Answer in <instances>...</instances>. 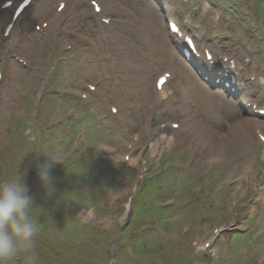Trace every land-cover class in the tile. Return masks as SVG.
<instances>
[{
	"label": "rangeland",
	"instance_id": "obj_1",
	"mask_svg": "<svg viewBox=\"0 0 264 264\" xmlns=\"http://www.w3.org/2000/svg\"><path fill=\"white\" fill-rule=\"evenodd\" d=\"M81 1L75 4L72 0L64 26L50 28L47 38L35 36L33 49L24 56L19 48L38 31L36 25L54 12L56 0H45L47 5L40 9L38 1L20 21L19 35L0 40L4 77L0 81V182L17 177L24 180L33 190L29 195L36 204L31 216L40 225L34 247L28 252L19 250L9 264H264V147L251 143L243 153L245 161L236 164L208 162L204 156L195 157L187 143L178 142L183 141L178 130L163 131L161 122H184L180 107L196 105L194 99H186L185 90L191 88L186 82L180 84V76L170 84L178 95L175 99L162 101L154 96L158 74L173 71L165 64L148 82L132 83L127 75L121 76L124 69L106 61L107 67L102 68L109 76L119 75L123 83H132L127 90L135 98L130 99L126 112L112 114L111 106L119 108V103H107L99 93L89 94L92 81L83 79L87 70L79 52L94 55L95 59L89 60L92 65L104 55L107 58L108 51L117 54L116 46L124 42L117 37L103 39L99 16L88 0ZM121 1L107 14L126 21L130 17L122 6L136 15L151 6L146 0H138L136 7ZM164 1L170 6L167 2L172 0ZM172 7L177 12L173 18L184 13L192 21H202L206 32L217 28L218 34L229 38L225 48L241 62L251 57L245 74L257 77L247 85L255 95L251 98L264 107V0H174ZM196 9L199 12L195 14ZM153 14L155 19L161 17ZM204 15L207 21L202 19ZM254 27L257 29L252 32ZM110 29L121 31L127 39L133 37L113 25ZM249 48L255 53H249ZM16 59L19 63L14 68ZM136 59L141 61V56ZM108 83L107 99L115 89L113 82ZM82 93L89 99L82 98ZM101 102L105 103L102 111ZM152 102L158 105L149 121ZM137 105L136 112L132 107ZM222 108L217 107L220 121L211 120L207 125L222 135L213 146H229L231 137L223 134L235 120L246 117L240 110L233 115L229 108ZM121 116L127 118L126 123ZM146 121L151 122L150 133ZM205 131L201 127L200 133ZM163 136H172L177 143L169 147L163 143L169 138ZM134 145L130 161L125 156L131 158L128 153ZM152 147L157 153L152 154ZM231 149L232 155L242 152L239 145ZM47 159L59 161L50 169V194L37 177L38 166ZM137 192L139 198L129 210L130 199ZM234 219L238 226L224 227ZM104 228H109V233ZM214 235L220 247L216 253L212 245L204 247Z\"/></svg>",
	"mask_w": 264,
	"mask_h": 264
},
{
	"label": "bare ground",
	"instance_id": "obj_2",
	"mask_svg": "<svg viewBox=\"0 0 264 264\" xmlns=\"http://www.w3.org/2000/svg\"><path fill=\"white\" fill-rule=\"evenodd\" d=\"M9 1L10 0H1V2H0V12H4L3 14H5L4 16H2V18L0 20V26L2 27V25L5 24L6 18H10V22H14V28L12 29L10 35L15 36L17 34V36H18V34L21 32V29H19L20 28V18L24 14H26V11L28 9H31L32 6L35 5L36 0L31 1L32 2L31 5L20 15V17L19 16L16 17L17 19L14 17V15H17V13L19 11L18 6L21 2H19V0H12L13 3L10 1V4H8ZM38 1H39V4H42L44 2V0H38ZM80 1L81 0H79V2ZM100 1L103 3V7H104L102 14L108 12V10H111L112 7L114 6V3H115V0L113 2H110L108 0H100ZM123 1L134 6V7H136V4H138L137 0H123ZM50 2H51V0H50ZM60 2L65 3V8H64V10H65L67 8V3L69 2V0H60ZM77 3H78V1H77ZM152 3H154V2H152ZM40 8L41 7L39 5L38 9H40ZM168 8L171 9L170 7H168ZM46 10H47V8H45L44 10L42 9V13L45 14ZM160 11L161 10H159V12ZM10 12H11V14H10ZM66 12L67 11H64L63 13H59L57 10L55 12H52L51 16L48 17V20H47L49 23V27L47 30H49L50 28H54V27H61L63 20H64L63 15H65ZM150 12H151L150 10H146L145 14L142 17L137 18V20L131 18L130 20L127 21V25L121 26V28L124 27L123 28L124 31H126L128 33H133L134 39L132 41L125 38V36H123L120 33V31L113 33L112 31H105V30L101 29V35L109 36V37H119L120 36L124 42V44L121 43L122 45H118L115 48L116 53H117V54H115L117 56L116 59L114 58L115 55L110 54L109 51H108L109 54L107 55V57L110 59H113V61H114V62L112 61L113 66H115V67L120 66L119 68H122L125 70L124 74L121 76L125 77L127 75L128 77H130L129 82L132 81V83H136L137 82L136 80L142 81V83H143V81L148 82V79L152 78V76L155 73H157L160 69H163L161 67L164 64H166V66L172 67L174 69V73H175L174 76L175 77L180 76V78H179L180 84L184 85L186 82L187 86L189 84L192 86V88H191L192 91L189 92L188 90H185L186 91V99H188V98L194 99V101L196 103V105L194 104L195 106H193V107L192 106L191 107L186 106V104L184 107H180L181 112L184 113V115L186 116V118L184 119V124L182 125V128L187 126L190 129L182 137L183 141L182 142L178 141V142L183 143V144L187 143L186 147L189 149L190 148L193 149L195 157L205 156V157H208L210 159H215L217 157L224 156L223 161H224V163L226 162L227 165H232L234 163L236 164L237 162L239 163L240 161H242V162L245 161L243 153L245 150H247L249 148L250 144L255 141V138H256L255 135H256V132L258 131V130H256V128L261 127L259 121L255 120V119H250L247 121H240L238 123V125H242V126L230 127L228 132H226V134H223L224 137L225 136L231 137V139H230L231 143L229 146H226V144L225 145H217V146L211 145V143L218 141V140H216L217 137L221 138L222 135L220 133L216 132V130L215 131L210 130L207 127V125H209V123H211V120L220 121V118L218 117V113L213 112V108L215 107V105L220 104L218 101L222 102L221 98H223V99L226 98L225 93L222 91H219V90L212 89V88L216 87V85L213 84L214 83L213 80L216 77V75H213L212 73H210V74L205 73V75H208V80H204V78L202 76H200L199 74L191 73L192 72L191 69L187 70L186 67L189 65L191 66V63H186L184 61V59H182L181 55L179 54V50H180L179 45H177V43L171 39L169 32L166 29V27H167L166 19H164L162 17L160 21H156L155 19H153V17L150 16ZM89 13H91V12H89ZM75 15H73V16H75ZM152 15H154V14L152 13ZM155 15H156V13H155ZM158 15H159V13H158ZM157 18H158V16H157ZM36 19H38V15H35L34 20H36ZM10 22L8 24H10ZM71 22L73 25L75 24L74 23L75 20L73 17H71ZM44 32H45V28H42V30L39 33L35 32L32 35H29L28 40L29 39L30 40L29 41L27 40L25 42L24 48L21 49V54H27L26 53L27 50H29V49L32 50L33 44H34V37L37 35H42ZM113 34H116L118 36H113ZM125 39H126V41H125ZM111 52H114V50ZM89 54L86 55L85 53L83 54V52H79V57H80V60L83 64V69L85 71L87 70L86 73L83 75V79H85V80L87 79L88 80L87 82L92 81V82H90V85H96V83H98L97 88H96L97 93H100L102 95H106L107 89L110 87L111 84L106 81L107 80L106 79L107 72L104 70V68H102V67H107V64L104 63L105 55H104V58L96 59V61L98 63H94V64L90 65L89 60H94L95 57H94V55L91 56ZM137 55L141 56V59L145 58L146 59L145 63L136 59ZM229 55L231 57V54H229ZM231 59H232V57H231ZM170 62H173V63H170ZM16 64H17V61L15 60L14 68H15ZM136 65H138V66H136ZM129 66H131V68L134 71L130 70ZM13 72H15V69L13 70ZM113 73H115V72L113 71ZM95 77L97 79H95ZM93 81H95V82H93ZM124 82H125V79H124ZM132 83L125 84V83H123V81H121V86H120L121 88H115L112 90V96L109 97V99H110V101H117V103H119V105H120L119 113L121 111L126 112V111H124V109H128L127 106H128V104L130 105V101H131L130 99H132L130 94L132 93V91H129L130 94L128 95L127 89L132 85ZM124 89H126L127 91L125 90V92H123ZM168 89L169 88L167 86H165L162 91H160V92L156 91L154 96L158 97L159 100L163 101L164 98L166 97L167 93H168ZM136 91H138V90H136ZM116 95H117V97H115ZM134 99L135 98H133L132 100H134ZM138 99H139V97H138ZM136 102H137V100H136ZM228 102L231 104V107L235 108V105L230 100H228ZM136 104H135V106H136ZM101 106H105V103H103V102L100 103V105H99L100 111H102ZM138 106L139 105H137V107H132V108H134V111H136V112H137V110L139 111ZM153 106L154 107L152 109H150L151 110L150 117H153L155 115V112H156V108H155L156 104H153ZM143 107L144 106H142V108ZM142 108L140 107V110ZM220 108H222V107H220ZM223 108H225V107H223ZM227 110H230V109H227ZM171 111H173V110H171ZM123 117H125V116H122V118ZM125 121H127V118L122 119L123 123H126ZM122 122H120V123H122ZM150 127L151 126L148 125V129H150ZM201 127L206 129V131L203 132L202 134L200 133ZM145 129H147V128H145ZM258 132H260V131H258ZM261 133L262 132H260V134ZM192 134H194L193 136L196 137V139H193ZM187 137H189L190 140L186 141ZM163 138H169L168 140L163 142L169 147H174V144L177 143L173 137L163 136ZM133 141H134V139L132 140V142ZM203 143H209L210 145H207V148L205 149L202 147ZM233 145L234 146L239 145L242 149V152L237 154V155H232L231 154V150H232L231 147ZM133 147L134 148L131 150V152H133L135 150L136 146H133ZM213 147H216V148H213ZM202 148H203V152H202ZM157 151H158V149H157ZM157 151L154 147H152V154L157 153ZM215 152L217 153L216 154L217 156L214 155ZM236 226H238V224H236ZM220 231H223V227L220 228ZM221 234H222V232L220 233L219 236H221ZM210 243L214 247L213 252L216 253V252L220 251L219 241H218V238L216 235L213 236V238L210 240ZM204 247H205V244H204Z\"/></svg>",
	"mask_w": 264,
	"mask_h": 264
},
{
	"label": "clouds",
	"instance_id": "obj_3",
	"mask_svg": "<svg viewBox=\"0 0 264 264\" xmlns=\"http://www.w3.org/2000/svg\"><path fill=\"white\" fill-rule=\"evenodd\" d=\"M56 160L47 159L37 169V177L50 194L53 180L50 169ZM29 186L21 177L0 182V264H9L19 250L30 251L40 225L32 218L35 204Z\"/></svg>",
	"mask_w": 264,
	"mask_h": 264
},
{
	"label": "snow or ice",
	"instance_id": "obj_4",
	"mask_svg": "<svg viewBox=\"0 0 264 264\" xmlns=\"http://www.w3.org/2000/svg\"><path fill=\"white\" fill-rule=\"evenodd\" d=\"M93 3H95V0H93ZM61 7H63V6H61ZM97 11H99V7H97ZM171 28H172V31H173V32H177V31H179V30L177 29V27H176L174 24L171 25ZM188 42L191 43V40H189ZM209 59H211V57H209Z\"/></svg>",
	"mask_w": 264,
	"mask_h": 264
},
{
	"label": "trees",
	"instance_id": "obj_5",
	"mask_svg": "<svg viewBox=\"0 0 264 264\" xmlns=\"http://www.w3.org/2000/svg\"><path fill=\"white\" fill-rule=\"evenodd\" d=\"M95 227H96V228H98L99 230H100V229H102V228H101V227H99V226H98V227H97V226H95ZM103 230H104V232H105V233H109V232H108L109 230H105V229H103Z\"/></svg>",
	"mask_w": 264,
	"mask_h": 264
}]
</instances>
